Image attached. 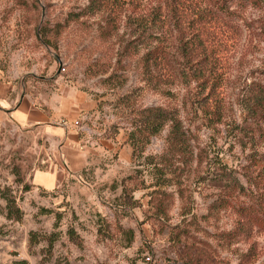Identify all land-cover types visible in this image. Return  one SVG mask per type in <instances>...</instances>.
Wrapping results in <instances>:
<instances>
[{
  "label": "rangeland",
  "instance_id": "obj_1",
  "mask_svg": "<svg viewBox=\"0 0 264 264\" xmlns=\"http://www.w3.org/2000/svg\"><path fill=\"white\" fill-rule=\"evenodd\" d=\"M93 3L0 0V264H264V2Z\"/></svg>",
  "mask_w": 264,
  "mask_h": 264
},
{
  "label": "trees",
  "instance_id": "obj_2",
  "mask_svg": "<svg viewBox=\"0 0 264 264\" xmlns=\"http://www.w3.org/2000/svg\"><path fill=\"white\" fill-rule=\"evenodd\" d=\"M95 1V0H94ZM104 0H96V3H93L94 6L99 9L104 3ZM227 3H230V5L232 4H236V6H240V7H244L248 4H259L264 2V0H220L221 5L219 6L220 12H224V8L225 5ZM103 3V4H102ZM227 13L229 12V9L227 8V10H225ZM186 45L181 47V50L179 51V55L181 57H183L184 59H188L191 61H194L197 59L196 62V66L193 68V74L200 77L203 75L204 70H207V68L209 69V73H213L214 70L213 68H211L212 66V58L211 55L208 54V50L205 46H203V42L201 40V38L199 37V35H196L195 37H193L192 40H190V42L185 43ZM161 53V52H160ZM159 53V54H160ZM158 53H154V54H149L147 59H146V70H147V74L149 77H153V74L151 72V64L153 66L158 65V62L162 64V66L160 67V69L163 70V74H161V78L163 80H166L167 82H171V80L173 79V77L175 76L174 71H167L166 70V61H167V53H165V51H163L161 53V57H159ZM166 63V64H165ZM246 102L247 105L250 109H254L255 111H264V84H253L250 86V90L247 91L246 93ZM151 120H154L155 122H157V124H155V126H151L152 122ZM161 120V121H160ZM158 122L160 123L158 126ZM168 123V120L165 118V113H157V115H153L150 118H148L145 122V126L147 127V129L149 131L152 132V134H156L158 133V128L157 127H161L164 128ZM172 127L174 128V130H176L177 126L172 123ZM224 176L226 177L227 181L233 183L234 185L238 182V179L231 173V172H224ZM262 176V178H261ZM260 178H261V183L264 184V159L262 160V164H261V170H260ZM241 188V190H243L242 186H239ZM256 211H252L250 207L248 208H243L241 209V216L243 217L242 219V233H244L245 231H247V229L252 230L253 225H252V221H255L254 219H256L258 225H262V220H260L261 218L259 216H257ZM251 224V227H250ZM250 227V228H249ZM72 241H77V237L75 234H70ZM35 237V236H34ZM35 241V238H34ZM33 245V239H32V243ZM52 245V244H51Z\"/></svg>",
  "mask_w": 264,
  "mask_h": 264
},
{
  "label": "crops",
  "instance_id": "obj_3",
  "mask_svg": "<svg viewBox=\"0 0 264 264\" xmlns=\"http://www.w3.org/2000/svg\"><path fill=\"white\" fill-rule=\"evenodd\" d=\"M17 119L24 121V122H33V123H47L51 121V118L48 115L42 114V113H34L31 111L28 112H18L16 114ZM58 133V132H57Z\"/></svg>",
  "mask_w": 264,
  "mask_h": 264
}]
</instances>
